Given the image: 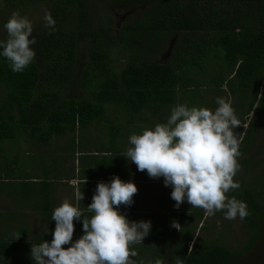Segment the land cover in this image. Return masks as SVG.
Returning <instances> with one entry per match:
<instances>
[{
  "label": "trees",
  "instance_id": "trees-1",
  "mask_svg": "<svg viewBox=\"0 0 264 264\" xmlns=\"http://www.w3.org/2000/svg\"><path fill=\"white\" fill-rule=\"evenodd\" d=\"M39 3L47 4L55 25L47 28L43 20L33 29L32 63L17 73L0 55V151L27 139L46 144L67 133L70 144L77 145L73 133L93 128L98 151L118 153L120 126H139L142 112L166 123L178 104L215 110L218 97L230 96L243 140L242 171L234 178L240 187L228 195L247 204L246 241L230 249L199 237L209 216L195 207H176L172 189L154 199L153 215L146 212L152 206L133 204L125 216L151 222L149 234L133 245L135 264H233L256 242L264 218L263 177L252 172L250 155L243 156L251 147L253 125L264 127V0H0L3 8L21 12ZM103 3L115 10L148 7L122 22L114 38ZM169 37L175 40L168 57L148 59L147 47L157 49ZM114 47L124 55L118 70ZM206 93L215 98L205 100ZM75 232L83 234L81 221ZM146 253L150 258L143 262Z\"/></svg>",
  "mask_w": 264,
  "mask_h": 264
},
{
  "label": "clouds",
  "instance_id": "clouds-1",
  "mask_svg": "<svg viewBox=\"0 0 264 264\" xmlns=\"http://www.w3.org/2000/svg\"><path fill=\"white\" fill-rule=\"evenodd\" d=\"M43 20L45 27L54 29L49 11L45 10ZM4 27L8 38L0 42V55L9 61L13 72H22L35 57L31 47L35 39L30 38L33 22L16 11ZM216 104L215 110L187 104L172 107L166 123L129 136L125 156L138 171H146L151 178L163 177L164 185L172 187L170 195L176 207L186 200L207 216L223 211L225 219H244L249 215L246 202L226 195L240 187L234 177L240 168L243 134L234 130L241 122L230 99L218 97ZM81 183L85 184L86 179L73 181L75 203L65 199L54 208L52 240L32 245V260L35 264H134L131 258L137 252L133 245L149 234L151 222L129 221L117 209L133 203L136 185L118 176L110 183L99 182L86 208L92 213L89 218L80 208L84 199ZM74 221L82 222L83 234L73 242ZM173 226L179 230L175 222ZM19 236L17 233L15 239Z\"/></svg>",
  "mask_w": 264,
  "mask_h": 264
},
{
  "label": "crops",
  "instance_id": "crops-1",
  "mask_svg": "<svg viewBox=\"0 0 264 264\" xmlns=\"http://www.w3.org/2000/svg\"><path fill=\"white\" fill-rule=\"evenodd\" d=\"M142 117L150 120H142ZM154 120L145 111L141 114L139 126H135L133 122L120 126L118 153L98 151L99 136L87 137L88 130L76 131L79 133L78 137L73 138L79 148L76 144H70L69 139L58 147L56 142L51 141L54 139L52 138L46 144L38 145L27 139L9 150L0 151V264H35L31 258V246L26 245L51 242L55 229V221L52 220L54 208L65 199L75 203L73 181L86 179L85 184H80L84 194L80 208L84 213L92 214L86 208L92 202L99 182L110 183L114 176H118L124 182L131 181L135 184L148 176L146 171H138L125 153L130 147L129 136L133 133L140 134L145 127H154L157 124ZM145 123L150 124L145 126ZM88 144H91L92 149H89ZM75 149H79L75 152L78 161L73 164L71 155L68 156V163L63 161L62 158ZM153 201L149 203L148 199L134 195L131 205L137 204L141 209L150 205V211L146 212L153 215L156 212ZM127 207L129 206L120 205L117 210L125 215ZM74 223L76 229L77 221ZM17 233L20 236L15 239ZM78 237L80 236L74 234L73 242Z\"/></svg>",
  "mask_w": 264,
  "mask_h": 264
},
{
  "label": "rangeland",
  "instance_id": "rangeland-1",
  "mask_svg": "<svg viewBox=\"0 0 264 264\" xmlns=\"http://www.w3.org/2000/svg\"><path fill=\"white\" fill-rule=\"evenodd\" d=\"M147 7H148L147 4H140L134 7L127 6V7H123L121 9L115 10V9H112V7L108 8V6L104 5L103 3L102 10L104 11L105 15L110 17L113 27H114L112 37L118 38L117 29L120 27L122 22H127L129 20H132L133 18L140 16L141 13ZM47 8L48 6L46 3H39L33 6L32 8H30L29 10H27L26 12H21V11H18L17 9L14 10L13 8L12 9L3 8L0 4V42L3 41L5 36H7V32H6L4 25L13 12L18 11L21 15L27 16L33 22V29H35L43 21L45 10H47ZM174 40L175 38L172 39V37L167 38V40L157 49L147 47L148 48L147 53H146L147 58L153 61H164L168 57L170 47L171 45H173ZM130 44L135 45L133 42H131ZM111 55L118 59V61H115L113 63V68L115 70H118L123 61V56H124L123 52L116 50V48L114 47L111 51ZM214 98L215 97L212 94H209V93L205 94V100H208V99L211 100ZM228 99H230L231 102H233L230 96ZM142 120L148 121L150 119L148 118L143 119L142 117ZM149 124L150 123H145V126ZM237 128L234 131L238 133ZM244 128H245V124L242 127V131H244ZM118 133H121V132H118ZM251 133H253L252 135L253 137L251 139L250 150L244 151L243 156L250 155L251 160L254 163L252 172H259L262 175L263 180H264V127L254 124ZM78 134L79 133L77 132L74 133L73 137H76L77 139ZM71 135L72 134L67 133L66 135H64V137L54 138L55 140L52 139L51 141L56 142L58 147H61L64 144V142L69 139V136ZM86 135L89 138H93V137L96 138V136L98 137V133L93 128H90L89 133H87ZM88 147L89 149H92L91 144H88ZM76 151H79V149H75L72 153L65 155V157L62 158L63 161H67V159H69L68 156L71 155L72 157L71 161L73 162V164H75L78 161V159L76 158L77 156L75 155ZM86 152H90V151H86ZM98 154L100 153L98 152ZM239 157H238V160H239ZM115 160L117 161L118 159L115 158ZM71 161H69V163ZM133 166L134 164L132 165V167ZM241 171H242V167L240 165L239 171L236 173V176L239 175ZM135 185L138 189L135 195L148 199L149 203H152L153 198L163 196L169 190L172 189L171 186L166 187L164 185L163 177L151 178L149 176H145L144 178L141 179V181L136 182ZM228 194L229 193H227L226 195L229 197ZM183 205L187 206V208H190V209L192 208V206L189 205L186 200L184 203H182V206ZM198 209L202 212L203 215H206L203 209L201 208H198ZM217 213H218L217 215L209 216V219L207 220V222L206 223L204 222L206 229L203 231H199L197 233L198 236L201 238L207 239V240L215 239L219 244H222L225 247L230 248V249L233 247L237 248L241 246L246 241V238H247V232L243 225V220L240 219L239 217L233 220H228V219H225V214L223 213V211H218ZM204 223H202V225H204ZM76 234L77 232H75V235ZM77 239H79V237L76 238V240ZM149 258L150 257L146 253L144 256V259L142 260H144L143 262H146ZM131 259L134 262V258L132 257ZM233 264H264V218H262V220L259 221L258 235H257L256 242L253 244V246L251 247L249 251L237 256Z\"/></svg>",
  "mask_w": 264,
  "mask_h": 264
}]
</instances>
